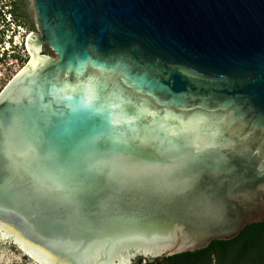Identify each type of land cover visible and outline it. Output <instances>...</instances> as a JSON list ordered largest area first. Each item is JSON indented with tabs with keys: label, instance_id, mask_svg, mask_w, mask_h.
<instances>
[{
	"label": "water",
	"instance_id": "95a60500",
	"mask_svg": "<svg viewBox=\"0 0 264 264\" xmlns=\"http://www.w3.org/2000/svg\"><path fill=\"white\" fill-rule=\"evenodd\" d=\"M33 1L0 264H264V0Z\"/></svg>",
	"mask_w": 264,
	"mask_h": 264
},
{
	"label": "rangeland",
	"instance_id": "374dc122",
	"mask_svg": "<svg viewBox=\"0 0 264 264\" xmlns=\"http://www.w3.org/2000/svg\"><path fill=\"white\" fill-rule=\"evenodd\" d=\"M24 5H25V11L26 13H28L29 15V21H30V25L34 24L33 28H30V30L32 31H38L37 30V13H36V9L34 6V1L33 0H20ZM11 19V20H8ZM5 20L6 23L11 22L13 20V16H11L10 14H8V6L6 5V3L2 4L0 1V30L4 29L3 23L2 21ZM13 26V25H12ZM11 26V27H12ZM8 27V26H6ZM17 27V32L12 34V28L9 29V31L6 32L7 35H12V40L13 43L8 44L5 43L4 45L0 46V53H2L3 51V47L5 48H9L12 49L14 47V45H17V51H19L20 55H26L27 53L25 52V50H23V45H24V39L25 37L27 38V35L29 34V31H26V28L24 25L21 26V28ZM27 33L25 35V37H23V35ZM24 38V39H23ZM5 40L8 41V36L5 37ZM23 41V43H22ZM13 46V47H11ZM49 47L48 44H44V51L47 54L56 56V54L54 53H48L46 52V48ZM24 63H22L21 61H19V65H8L7 63H3L2 65H0V93L1 91L4 89V87L9 83L10 80H12V78L28 63L29 58L24 57ZM11 59H7V62H9Z\"/></svg>",
	"mask_w": 264,
	"mask_h": 264
},
{
	"label": "flooded vegetation",
	"instance_id": "af4514ba",
	"mask_svg": "<svg viewBox=\"0 0 264 264\" xmlns=\"http://www.w3.org/2000/svg\"><path fill=\"white\" fill-rule=\"evenodd\" d=\"M0 1H1L2 4L6 3V5L8 6V11H9V9H11V7L15 8L16 5H19L21 7L23 6V9L26 10L25 9V5L20 0H0ZM8 14L11 15L10 12H8ZM11 16H13V20L11 22H8L9 24L6 23V21L4 20L3 26H2V27H4V29L0 30V39H1L0 46L4 45L5 43H8V44L13 43L12 35H7L6 34V32L9 31L10 28H12V34H14V33L17 32V27L21 28V26L23 24L25 25V23H26V18H25L24 15L19 17V18H17V20H15L14 15H11ZM27 16L29 18L28 13H27ZM8 20H11V19H8ZM6 26H8V27H6ZM25 28H26L27 32L28 31L29 32L32 31L30 29H27V27H25ZM26 34L27 33H25L23 35V37H25ZM6 36H8V41L5 40ZM26 39L27 38L25 37V39L23 40L24 41L23 50H25V52L27 54L26 55L25 54L24 55H20L19 51H17V45L16 44L14 45V47L11 46V47H13L12 49H9L10 47L9 48L3 47V51H2V53H0V65H2L3 63H7L9 66L10 65H16V64H14V60L15 59H19V61H21L22 63H24V59H23L24 57H27V58L30 59L29 52H28V50L26 48ZM23 41H22V43H23ZM14 55H18V56H14ZM8 58L11 59L9 62H7ZM18 65H19V62H18Z\"/></svg>",
	"mask_w": 264,
	"mask_h": 264
},
{
	"label": "trees",
	"instance_id": "16d2710c",
	"mask_svg": "<svg viewBox=\"0 0 264 264\" xmlns=\"http://www.w3.org/2000/svg\"><path fill=\"white\" fill-rule=\"evenodd\" d=\"M23 5V4H22ZM8 12H10L11 13V15H14V18H15V20H17V18H19V17H21V16H25V18H26V23H25V27H27V29H30V28H33L34 26V24L32 25H30V21H29V18H28V16H27V13H26V11L23 9V6L21 7V6H19V5H16L15 6V8H12L11 7V9H9V11ZM0 42H1V39H0ZM46 52H48V53H53V51L50 49V47H47L46 48ZM54 54V53H53ZM14 56H18V55H14Z\"/></svg>",
	"mask_w": 264,
	"mask_h": 264
},
{
	"label": "built area",
	"instance_id": "2783aa9c",
	"mask_svg": "<svg viewBox=\"0 0 264 264\" xmlns=\"http://www.w3.org/2000/svg\"><path fill=\"white\" fill-rule=\"evenodd\" d=\"M19 59L14 60V64L18 65Z\"/></svg>",
	"mask_w": 264,
	"mask_h": 264
},
{
	"label": "clouds",
	"instance_id": "9594fccd",
	"mask_svg": "<svg viewBox=\"0 0 264 264\" xmlns=\"http://www.w3.org/2000/svg\"><path fill=\"white\" fill-rule=\"evenodd\" d=\"M4 22V20L2 21V23ZM9 24V23H8ZM4 28V27H3ZM2 30V29H1Z\"/></svg>",
	"mask_w": 264,
	"mask_h": 264
}]
</instances>
